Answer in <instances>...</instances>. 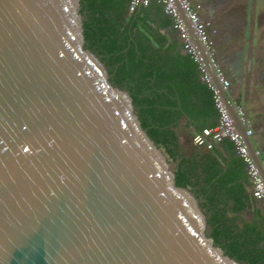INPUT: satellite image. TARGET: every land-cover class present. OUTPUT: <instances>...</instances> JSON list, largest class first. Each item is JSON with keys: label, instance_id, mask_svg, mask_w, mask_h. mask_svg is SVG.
<instances>
[{"label": "water", "instance_id": "1", "mask_svg": "<svg viewBox=\"0 0 264 264\" xmlns=\"http://www.w3.org/2000/svg\"><path fill=\"white\" fill-rule=\"evenodd\" d=\"M84 4L0 0V264H249L88 46Z\"/></svg>", "mask_w": 264, "mask_h": 264}, {"label": "trees", "instance_id": "2", "mask_svg": "<svg viewBox=\"0 0 264 264\" xmlns=\"http://www.w3.org/2000/svg\"><path fill=\"white\" fill-rule=\"evenodd\" d=\"M104 11L97 0H85L88 46L107 63L112 80L131 90L143 127L168 155L179 183L192 188L201 198L218 244L249 264H264V246L259 245L264 235L255 230L256 223L247 222L244 216L250 202L247 188L237 183L240 189L234 196L228 190L233 177H221L217 155L190 145L184 133L191 124L203 125V108L212 112L211 91L192 77L182 82L180 75L189 70L191 62L172 54L170 48L160 47L150 32L128 29L123 17H119L122 12L109 17ZM246 174L242 168L236 177L247 179L250 185Z\"/></svg>", "mask_w": 264, "mask_h": 264}, {"label": "crops", "instance_id": "3", "mask_svg": "<svg viewBox=\"0 0 264 264\" xmlns=\"http://www.w3.org/2000/svg\"><path fill=\"white\" fill-rule=\"evenodd\" d=\"M97 1L98 5L107 13L105 15L109 17L111 15L118 16V13L122 12L119 17H123L128 29L150 32L160 47L170 48L172 54H178L186 62H191V64L189 63V70L180 75L182 82L190 81L189 79L192 77L193 81L198 80L200 84L206 85L202 80L198 65L184 49L183 41L174 28L173 18L165 13L163 4L157 0H152L149 6L140 7L136 12L131 13L128 10L129 0ZM191 1L198 8L201 18L211 23L210 33L217 48L216 57L224 68L227 77L231 80V86L226 90L227 97L235 106H242L246 116V124L254 131L251 139L256 150L260 152V159L264 164V0H245L247 10L244 15H238L237 11H233V13L227 11L223 7L225 3L221 0ZM108 8L110 10L106 11ZM226 12L228 13L226 14ZM237 19H239V27L233 25ZM188 27L194 42L202 48L190 23ZM231 27L238 29V31H234ZM223 97L225 100L226 95L224 93ZM227 97L226 101L228 100ZM230 110L234 117L231 108ZM210 112L207 108L201 110L203 125L195 127L194 124H191L189 127H185L184 133H186L190 145L193 146L192 136L196 132L205 127L216 125L218 114L214 105L212 112ZM239 119L238 121L237 117H234L235 125L245 134L243 129L245 124L241 118ZM198 149L203 152L208 151L205 148ZM210 151L219 158L221 177L230 175L233 177V183H229L230 188L228 190L233 191L234 196H238L240 188L237 189V183L242 184L243 188H247L250 202L244 211L245 219L249 223H256L255 230H261L260 232L264 235V203L254 199L252 185L246 184L247 179L242 181L236 177L237 172H242V168L246 170V166L237 155L233 143L224 140L215 144V147ZM259 245L264 246V240Z\"/></svg>", "mask_w": 264, "mask_h": 264}, {"label": "built area", "instance_id": "4", "mask_svg": "<svg viewBox=\"0 0 264 264\" xmlns=\"http://www.w3.org/2000/svg\"><path fill=\"white\" fill-rule=\"evenodd\" d=\"M151 1L152 0H129L128 10L131 13L136 12L140 7L149 6ZM157 1L163 4L165 13L173 18L174 28L178 31L183 41L184 49L198 65L202 80L212 93L214 106L218 114L216 125L205 127L192 136L193 145L199 148L212 150L215 144L221 143L224 140L232 142L237 155L246 166L247 175L252 185V195L254 199L264 203V177L248 143V138H252L254 131L248 126L246 135L244 136L238 130L230 109L224 100L222 90L226 91L230 88L231 80L227 77L224 68L216 57V45L210 33L211 23L201 18L198 10L192 5L190 0ZM181 11L184 12L186 18L190 22L195 36L204 46L205 55L194 42L188 24L182 16ZM209 64L213 68L217 83L215 82ZM236 108L240 118L245 122V112L242 106L239 105L236 106ZM256 154L260 155V152L256 151Z\"/></svg>", "mask_w": 264, "mask_h": 264}, {"label": "flooded vegetation", "instance_id": "5", "mask_svg": "<svg viewBox=\"0 0 264 264\" xmlns=\"http://www.w3.org/2000/svg\"><path fill=\"white\" fill-rule=\"evenodd\" d=\"M223 1V3H225V5H223V7L225 9H227V11L229 10L231 13H233V11H237L238 15H244L246 13V3L245 0H221ZM228 12H226L227 14ZM233 25L236 26H240L239 23V19H237ZM242 25V24H241ZM231 29H233L234 31H238V29H234L231 27ZM217 49V48H216Z\"/></svg>", "mask_w": 264, "mask_h": 264}]
</instances>
